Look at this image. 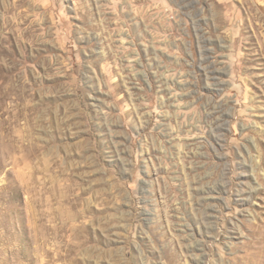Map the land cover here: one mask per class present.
Here are the masks:
<instances>
[{"label": "rangeland", "instance_id": "374dc122", "mask_svg": "<svg viewBox=\"0 0 264 264\" xmlns=\"http://www.w3.org/2000/svg\"><path fill=\"white\" fill-rule=\"evenodd\" d=\"M0 264H264V0H0Z\"/></svg>", "mask_w": 264, "mask_h": 264}]
</instances>
